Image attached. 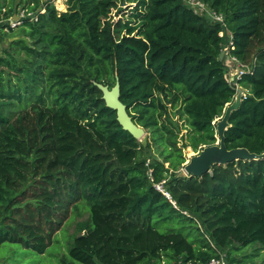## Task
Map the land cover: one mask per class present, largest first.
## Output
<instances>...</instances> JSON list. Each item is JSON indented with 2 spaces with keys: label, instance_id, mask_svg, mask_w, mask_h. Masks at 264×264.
Masks as SVG:
<instances>
[{
  "label": "trees",
  "instance_id": "trees-1",
  "mask_svg": "<svg viewBox=\"0 0 264 264\" xmlns=\"http://www.w3.org/2000/svg\"><path fill=\"white\" fill-rule=\"evenodd\" d=\"M124 1L110 23L117 0H0V248L45 255L83 203L90 220L60 264H264V158L181 174L239 89L226 146L264 154L260 0H200L223 23L185 0ZM23 9L38 20L11 27ZM228 57L244 68L235 83ZM117 80L141 141L94 85Z\"/></svg>",
  "mask_w": 264,
  "mask_h": 264
},
{
  "label": "rangeland",
  "instance_id": "rangeland-1",
  "mask_svg": "<svg viewBox=\"0 0 264 264\" xmlns=\"http://www.w3.org/2000/svg\"><path fill=\"white\" fill-rule=\"evenodd\" d=\"M52 1L57 11L59 12L67 11L66 0H52ZM111 1H115V0H111ZM117 4H118L117 7H114L113 5L109 4L110 10L108 12V15H110V23L114 21H118L121 18L122 14L118 13V11L121 8H123L124 10L130 8V5L124 0H120V1L117 0ZM260 5H261V18H260L261 27L264 29V0H260ZM206 9L208 8L206 7ZM208 11L202 9L199 11V14L205 15L207 18L208 17L210 18L211 11L209 9ZM225 37L226 38L224 39V49L226 50L228 47L230 37H228L227 35H225ZM6 46H7V40L2 35H0V53L2 49L5 48ZM226 64L229 65V67H232L234 65V62L232 61L231 57L226 58ZM231 71L233 73L231 74V76L236 77V70L232 69ZM174 121L175 122L179 121L180 124L183 123V121L180 120L179 116L175 117ZM183 133H185V131H183ZM185 154L188 159L187 161L188 163L190 159L194 156H197L199 152H194L191 148H187L185 150ZM181 174L187 176L185 169L181 171ZM89 220H90L89 211L86 208V206L83 203H81L78 205V209L74 210L73 214L71 215L68 222L63 226L62 230L58 232L55 238V243L53 244V246L49 248L48 252L45 255L43 256L33 255L30 254L29 251H25L19 246L5 244L3 247L0 248V264H60L62 260L69 262V260L67 259L68 249L71 247L75 237L78 235V225L81 223L88 222ZM257 247L258 246H254V248ZM250 249H248L246 252L248 253L252 252ZM260 253L261 255H264L263 251H261ZM25 255H29V256H25ZM229 264H231L230 261Z\"/></svg>",
  "mask_w": 264,
  "mask_h": 264
},
{
  "label": "water",
  "instance_id": "water-1",
  "mask_svg": "<svg viewBox=\"0 0 264 264\" xmlns=\"http://www.w3.org/2000/svg\"><path fill=\"white\" fill-rule=\"evenodd\" d=\"M225 53L223 52L220 56V60H223ZM94 85L103 94V100L106 106L117 112V120L124 131L130 133L136 140L141 141L145 135V130L137 125L127 111L126 105L121 100V87L117 80L116 86L110 89L108 86H104L99 83ZM244 93L241 89L238 90L235 101L228 105L225 109L224 116L217 121V136L218 141L214 146L205 147L197 156H194L190 161L185 164V171L190 177L201 178L208 173L215 166H226L229 163L237 160L248 161V160H259L264 158L263 155H257L250 153L247 149H233L228 150L226 146L225 134L230 127L229 117L231 113L240 107V103Z\"/></svg>",
  "mask_w": 264,
  "mask_h": 264
},
{
  "label": "built area",
  "instance_id": "built-area-1",
  "mask_svg": "<svg viewBox=\"0 0 264 264\" xmlns=\"http://www.w3.org/2000/svg\"><path fill=\"white\" fill-rule=\"evenodd\" d=\"M185 2L190 8H192L194 13H196L197 15L206 17L205 15L199 14V11L202 10V9L208 11V9H209L211 11V17H212V18L208 17L210 20H212L214 22H219V23H223L224 22L223 16L217 15L216 13H214L202 1H200V0H185ZM206 7L208 9H206ZM41 12L44 13L45 10H42ZM24 19H31L32 21H37L38 20V16L34 12H30L27 9H23V10L20 11L19 16H15V17L11 18L9 20V22L11 24V27L15 28L18 25H20L21 21L24 20ZM2 23L3 22L0 21V25H2ZM221 36H224V34L221 33ZM229 41H231V38L229 39ZM231 59L234 62V65L232 67H229V65H228L227 79H228L229 83H235V81L237 79H239L241 77V75L244 74V68H243V66L238 64V62H237V60L235 58L231 57ZM232 69L236 70V77H232L231 76V74H233L232 71H231ZM156 188H157L158 191H160L161 193H163L167 197H170L169 194L165 192V189L163 188L162 184L161 185H157ZM206 264H229V262H228V259H227V255L225 253H223V252H219L218 256L211 258Z\"/></svg>",
  "mask_w": 264,
  "mask_h": 264
}]
</instances>
